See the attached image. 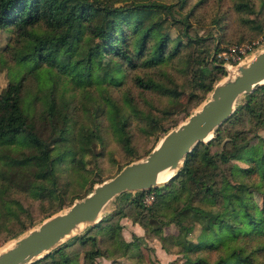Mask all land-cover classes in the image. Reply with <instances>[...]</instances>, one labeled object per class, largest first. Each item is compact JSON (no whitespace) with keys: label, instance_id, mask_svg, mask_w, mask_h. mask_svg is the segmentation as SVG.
Instances as JSON below:
<instances>
[{"label":"trees","instance_id":"obj_1","mask_svg":"<svg viewBox=\"0 0 264 264\" xmlns=\"http://www.w3.org/2000/svg\"><path fill=\"white\" fill-rule=\"evenodd\" d=\"M180 1L181 5L186 2ZM173 4L159 0H0V29L10 34L4 48H20L40 23L51 26L55 17L59 19L58 31L36 45L37 62L28 65L14 60L16 66H8V80L0 89V242L36 222V217L18 195L39 202L44 212L40 221L70 204L73 198L83 196L94 181L103 180L98 177L84 193L64 199L67 186L58 182L59 172L63 171L61 164L69 162L73 166L82 162L84 155L98 154L94 144L102 141L103 136L97 121L93 126L79 122L75 110L69 106V99L55 91L54 84L48 90H41V86L47 84L43 73L49 74L55 69L68 75L76 85H102V89L120 83L128 68L155 66L179 56L184 48L203 44L205 37L191 35L188 31L190 12L172 17L174 21L183 22L181 34L173 37L164 28L163 13H172ZM247 5L245 0L238 2L239 7ZM219 50L217 45L211 51L206 50L207 57L211 58L202 57L203 62L199 61L201 63L194 69L195 87L203 92L211 90L225 73L221 59L217 61ZM28 74L37 79L41 94L27 89ZM136 82L174 98L179 95L175 86L164 85L150 76L137 75ZM103 98V104L97 106L94 115H106L123 149L134 153L128 127L130 112L110 96ZM124 101L136 111L127 97ZM245 114L256 119L260 114L264 117V83L244 93L243 101L215 128L213 137L197 142L165 184L121 192L115 196H118L119 205L89 225L87 231L30 264H92L97 256L107 254L97 245L95 235H88L94 228L107 229L114 240L113 248H121L120 254H125L135 242L120 234L121 223L109 220L115 213L118 217L127 216L123 207L129 202L143 214L141 219L135 217L133 220L146 229L151 223L159 238L165 237L160 235L163 224L170 222L181 227L189 214L195 216L200 228L195 240L185 236L181 264H264V213L250 195L253 188L264 196V137L236 148L239 158L246 164L230 162V148L237 140H233L229 130ZM147 118L148 128L152 130L157 119L149 113ZM259 127L264 128V125ZM41 128L48 129L47 137L41 134ZM167 130L164 128L163 132ZM223 130L229 135L226 140H232L229 147H219L225 136ZM212 144L218 147L212 148ZM228 162L226 172L224 165ZM148 191L154 193L151 203L141 199ZM231 194L237 197L236 207L231 205ZM88 239L93 247L85 250L83 256L89 261H74L64 253L63 249L74 241ZM212 251L217 252L214 257H211ZM256 252L262 257L256 259ZM109 255L114 264L116 254ZM169 264L177 263L172 260Z\"/></svg>","mask_w":264,"mask_h":264},{"label":"rangeland","instance_id":"obj_2","mask_svg":"<svg viewBox=\"0 0 264 264\" xmlns=\"http://www.w3.org/2000/svg\"><path fill=\"white\" fill-rule=\"evenodd\" d=\"M159 1L174 3L172 13H163V16H165L164 28L169 31L170 35L174 37L177 34H181L183 28V22L174 21L172 17L175 16L177 18L190 12L187 19L190 26L188 31L191 35L195 34L205 37L202 41V46L194 45V48H184L179 56L155 66L139 65L133 69L128 68L120 83L105 86L102 89V85H76L68 75L55 69H52L49 74L43 73L47 84L41 86V90H48L54 84V90L60 92L65 99H69V106L75 110L76 115L79 117V122L82 121L93 126V123L97 121L103 136L102 141H96L94 144V149L98 154L84 155L82 162H76L73 166L69 162L61 164L60 167H63V171L59 172L58 182L67 186L64 195L65 200L73 198L76 194L84 193L94 179L98 177L105 179L117 172L126 162L144 156L154 146L159 137L165 133V131L163 132L164 128L169 129L184 120L188 116L187 112H192L209 96L210 90L203 92L196 88L193 79L194 69L203 62L202 57L211 58L207 57L206 50L211 51L215 45L220 49L216 57L217 61L221 59L225 73L217 79L218 81L229 72L234 71L236 63L248 61L264 46V0H245L248 2L246 7L238 6V2L243 0H186L182 5L180 0ZM58 26V17H55L51 26L40 23L36 32L23 40L20 48H4L10 34L7 30L0 29V89L5 86L8 80L6 74L8 66H16L14 60L28 65L35 64L37 62L36 48L38 43L42 38L54 35L58 31ZM39 31L40 33H38ZM182 39H185L184 35H182ZM236 49L239 54L236 53ZM137 75L142 78L150 76L164 85L175 86L179 90L178 97L174 98L157 90L147 89L140 84L138 85L136 82ZM25 84L32 93L38 91L41 94V90L38 88V81L32 74H28ZM105 95L114 99L126 112H130L128 127L134 153L123 149L111 130L109 118L106 115H94L97 106L103 104V96L105 97ZM125 97L136 107V111L131 110V107L124 101ZM243 99L244 93L239 96L235 109ZM147 113L157 119L152 130L148 128ZM175 122L176 124L174 125ZM261 125H264L262 114L259 115L258 119L250 114H245L242 119L232 125V129L229 132L232 133L231 137H234L235 139L233 138V140H237V143L230 148V162L241 165L246 164L245 160L239 158L236 148L239 145L255 141L258 137H264V128L259 127ZM215 128L211 138L214 135ZM40 132L44 137H47L49 133L47 128H41ZM226 133H228L227 130H223V134L225 135ZM228 136L225 135L223 139L221 138L219 147L221 145L227 147L231 145L232 140H226ZM211 147L215 148L218 145L212 144ZM228 167L229 162L224 165L226 172H228ZM96 182L99 181L96 180L93 184ZM163 184L161 183L159 186ZM144 193L153 194L151 201L154 200L153 192ZM250 195H252L257 208L264 213V196L253 188L250 189ZM18 196L30 208L33 216L36 217V222L27 228L29 229L42 220L39 221V217L44 212L37 200H30L22 195ZM117 198L118 196L114 197L105 206L101 218L119 205ZM230 202L234 207L238 205L235 194L230 195ZM68 205H64L58 210H63ZM123 210L127 213V216L118 217L115 213L109 221L121 223L120 234L126 240H133L135 245H131L126 253L121 255V248H113L112 242L114 240L109 236L107 229H91L88 235L94 234L97 245L107 253L106 255L97 256L92 261V264H112L113 257L109 255L112 253L116 254L114 264H169L172 260H175L177 264L182 263L184 259L183 240L186 238L195 240L200 228V223L195 220V216L189 214V218L183 219L184 226L181 227L170 222L163 224L160 235H165V237L159 238L154 234L155 230L152 228L151 223L148 224L149 228L146 229L138 221L133 220L135 217L141 219L143 215L140 214L133 203L129 202L126 204ZM89 225L93 224L80 227L61 244L85 232ZM27 229L16 236H11L4 240L2 238L0 248ZM132 233L138 236L132 235ZM91 247L93 245L90 239L85 242L76 240L71 245L66 246L63 251L71 260L89 261L83 255L85 250ZM220 251L218 249V252ZM216 253L212 251L211 257H214ZM261 257L262 254H257V258H255L259 259Z\"/></svg>","mask_w":264,"mask_h":264},{"label":"water","instance_id":"obj_3","mask_svg":"<svg viewBox=\"0 0 264 264\" xmlns=\"http://www.w3.org/2000/svg\"><path fill=\"white\" fill-rule=\"evenodd\" d=\"M264 83V46L246 62L214 83L209 96L188 116L169 128L142 157L125 163L113 175L93 184L63 210L43 218L0 248V264H30L73 235L96 223L105 206L123 191L144 190L165 183L182 165L197 142L211 138L213 130L234 111L239 96ZM170 171L163 181L159 173Z\"/></svg>","mask_w":264,"mask_h":264},{"label":"built area","instance_id":"obj_4","mask_svg":"<svg viewBox=\"0 0 264 264\" xmlns=\"http://www.w3.org/2000/svg\"><path fill=\"white\" fill-rule=\"evenodd\" d=\"M237 54H239V51L236 49L235 50ZM153 198V194H149V193H144V195L142 196V200L145 202V203H149Z\"/></svg>","mask_w":264,"mask_h":264},{"label":"bare ground","instance_id":"obj_5","mask_svg":"<svg viewBox=\"0 0 264 264\" xmlns=\"http://www.w3.org/2000/svg\"><path fill=\"white\" fill-rule=\"evenodd\" d=\"M170 171H167V170H163L159 173V176H158V181H163L165 180L169 175H170Z\"/></svg>","mask_w":264,"mask_h":264}]
</instances>
